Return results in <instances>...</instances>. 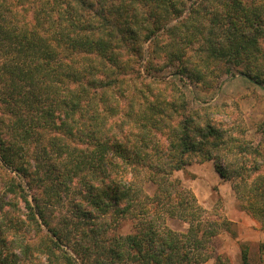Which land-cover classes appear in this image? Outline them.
<instances>
[{"label":"trees","instance_id":"obj_1","mask_svg":"<svg viewBox=\"0 0 264 264\" xmlns=\"http://www.w3.org/2000/svg\"><path fill=\"white\" fill-rule=\"evenodd\" d=\"M190 1L0 0V264H230L213 242L232 222L174 177L193 161L264 228L263 143L160 75L264 87V0Z\"/></svg>","mask_w":264,"mask_h":264},{"label":"rangeland","instance_id":"obj_2","mask_svg":"<svg viewBox=\"0 0 264 264\" xmlns=\"http://www.w3.org/2000/svg\"><path fill=\"white\" fill-rule=\"evenodd\" d=\"M201 1L203 0H191L189 7H196ZM160 75L179 85L192 108L209 107L208 112L215 123L227 124L228 127L234 124L245 131L239 135L242 139L255 144L262 142L264 145V87L257 86L238 74L222 77L216 89L207 90L174 75L173 69H166ZM174 177L181 180L184 189L190 191L204 208L205 221L210 222L221 216L232 222L230 232H221L213 242L214 251L218 255H223L230 264H243L242 251L247 248L252 264H264L260 249L264 243L262 223L242 208L233 183L220 177L214 162L193 161L184 170L176 172ZM144 188L149 195L155 191V187L150 184ZM240 189L248 190L244 186ZM167 224L180 233H186L189 228L187 223L178 219H170ZM135 230L136 222L125 218L120 221L117 232L126 235ZM204 264L218 263L213 258Z\"/></svg>","mask_w":264,"mask_h":264}]
</instances>
